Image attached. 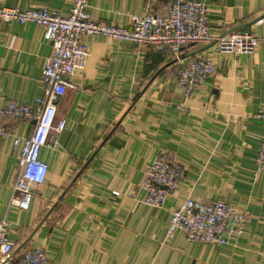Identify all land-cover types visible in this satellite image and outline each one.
<instances>
[{"label":"crops","instance_id":"0c3cea01","mask_svg":"<svg viewBox=\"0 0 264 264\" xmlns=\"http://www.w3.org/2000/svg\"><path fill=\"white\" fill-rule=\"evenodd\" d=\"M172 0H90L97 21L128 26L132 14L163 12ZM213 35L248 30L259 38L252 53H220L215 45L179 54L127 40L84 36L88 57L74 88L56 103L65 120L41 149L48 163L27 209L10 203L19 152L12 135L32 122L10 121L0 139V219L18 259L43 248L46 264H264V170L257 166L264 107V0H200ZM71 0H0V6H48L66 14ZM43 26L0 18V104L30 105L41 97V70L50 53ZM210 57L215 73L191 94L175 82L178 58ZM177 164L179 188L161 207L139 201L144 169L160 154ZM117 192L118 194H114ZM186 198L224 200L249 214L234 240L214 246L165 236L171 212Z\"/></svg>","mask_w":264,"mask_h":264},{"label":"built area","instance_id":"2783aa9c","mask_svg":"<svg viewBox=\"0 0 264 264\" xmlns=\"http://www.w3.org/2000/svg\"><path fill=\"white\" fill-rule=\"evenodd\" d=\"M90 0H71L66 14L48 6H0V18L19 24L32 22L43 26L44 38L50 42V53L45 57L41 70L44 92L30 105L19 101L0 104V139L12 135L10 121L32 122L28 135H12V145L19 152L18 172L12 185L10 203L27 209L35 191L43 184L48 163L41 157V149L51 134H58L65 127L64 119L56 118V103L75 84L70 77L82 73L88 57L84 36L97 35L117 40H127L137 46L150 45L160 53L179 54L183 47L212 43L220 53H252L259 38L248 30L213 35L210 30V11L200 0H172L163 12L132 14L128 26H116L90 17L87 6ZM175 82L191 92L209 79L216 71L210 57L189 56L178 58ZM263 127L257 148V166L264 170V107L254 113ZM181 168L171 162L165 153L160 154L144 169L138 187L139 201L148 206H163L169 194L180 186ZM118 194L117 192H113ZM249 221V214L231 203L218 200L204 202L186 198L172 210L165 227V236L181 233L187 241L220 246L234 240ZM9 221L0 219V264H46L43 248H29L21 257H13L14 244L8 234Z\"/></svg>","mask_w":264,"mask_h":264},{"label":"water","instance_id":"95a60500","mask_svg":"<svg viewBox=\"0 0 264 264\" xmlns=\"http://www.w3.org/2000/svg\"><path fill=\"white\" fill-rule=\"evenodd\" d=\"M32 123H33V121H32Z\"/></svg>","mask_w":264,"mask_h":264}]
</instances>
